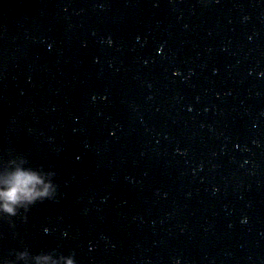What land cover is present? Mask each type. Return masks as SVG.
Masks as SVG:
<instances>
[{"label":"clouds","instance_id":"obj_1","mask_svg":"<svg viewBox=\"0 0 264 264\" xmlns=\"http://www.w3.org/2000/svg\"><path fill=\"white\" fill-rule=\"evenodd\" d=\"M107 43L112 44L110 37ZM25 165L26 161L21 158L19 162L11 161L8 166L0 169V217L15 216L20 209L27 211L37 202L54 199L57 195L53 172ZM27 255V252H20L18 257L23 260ZM33 261L34 264H76L71 255L57 258L50 253L36 255ZM0 264L3 262L0 261Z\"/></svg>","mask_w":264,"mask_h":264}]
</instances>
